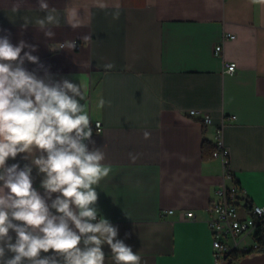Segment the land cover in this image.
<instances>
[{
	"label": "crops",
	"instance_id": "1",
	"mask_svg": "<svg viewBox=\"0 0 264 264\" xmlns=\"http://www.w3.org/2000/svg\"><path fill=\"white\" fill-rule=\"evenodd\" d=\"M47 2L59 19L53 37L36 27L45 15L38 0H0V35L37 45L33 55L56 79L86 85L92 139L112 168L97 188L101 214L141 264H216L206 207L218 184L237 185L241 201L264 206V0H103L105 9L94 0ZM226 32L234 37L222 41ZM232 61L236 70L227 72ZM223 115L235 119L219 135ZM205 140H222L228 168L203 157ZM23 155L9 164L28 163ZM33 176L43 195L35 168ZM104 251L105 264H115ZM225 264H264V249L236 251Z\"/></svg>",
	"mask_w": 264,
	"mask_h": 264
},
{
	"label": "clouds",
	"instance_id": "2",
	"mask_svg": "<svg viewBox=\"0 0 264 264\" xmlns=\"http://www.w3.org/2000/svg\"><path fill=\"white\" fill-rule=\"evenodd\" d=\"M94 6L107 7L103 0ZM38 11L45 15L36 27L53 37L56 9L38 0ZM112 15L118 19L119 9ZM10 35H0V264H105V245L115 264H141L97 206V188L112 168L92 139L86 85L56 79L33 55L37 45L23 39L13 44ZM25 62L37 68L29 70ZM105 103L100 99L98 107ZM20 154L28 163L9 164ZM34 168L43 195L33 186Z\"/></svg>",
	"mask_w": 264,
	"mask_h": 264
},
{
	"label": "built area",
	"instance_id": "3",
	"mask_svg": "<svg viewBox=\"0 0 264 264\" xmlns=\"http://www.w3.org/2000/svg\"><path fill=\"white\" fill-rule=\"evenodd\" d=\"M234 35L226 32L223 35L222 41L233 38ZM223 50L222 43L215 46V54H220ZM237 63L226 62L225 70L234 72ZM190 116H197L204 124L212 122V116L206 112H200L196 109L189 110ZM232 121L235 116L230 118L222 116L220 126L217 128L219 135L222 133V128ZM99 123L97 131H101L102 124ZM214 157H219L223 161L225 168L229 165V155L227 148L223 145L222 140L217 141L215 150L212 154ZM232 175L225 171L224 178H231ZM244 191L237 185H228L225 180L221 181L215 189V198L211 199L206 207L208 214L207 223L212 233L213 238V254L216 264H225L228 259L232 258V254L236 251H249L257 246L255 232L259 225L264 226V211L257 212V209H264V206L251 205L247 201H241V193ZM171 212V210L169 211ZM252 238L249 243L246 238Z\"/></svg>",
	"mask_w": 264,
	"mask_h": 264
},
{
	"label": "trees",
	"instance_id": "4",
	"mask_svg": "<svg viewBox=\"0 0 264 264\" xmlns=\"http://www.w3.org/2000/svg\"><path fill=\"white\" fill-rule=\"evenodd\" d=\"M215 150V144H210L208 141H203L202 151L204 158L212 157L213 151ZM255 239L257 246L255 248L264 249V226L259 225L255 232ZM232 259V258H231Z\"/></svg>",
	"mask_w": 264,
	"mask_h": 264
}]
</instances>
